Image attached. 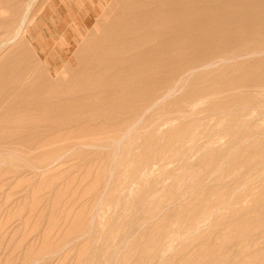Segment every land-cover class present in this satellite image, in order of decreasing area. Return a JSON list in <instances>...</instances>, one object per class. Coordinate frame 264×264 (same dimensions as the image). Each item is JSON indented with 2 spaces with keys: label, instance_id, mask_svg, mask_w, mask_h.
<instances>
[{
  "label": "rangeland",
  "instance_id": "1",
  "mask_svg": "<svg viewBox=\"0 0 264 264\" xmlns=\"http://www.w3.org/2000/svg\"><path fill=\"white\" fill-rule=\"evenodd\" d=\"M116 1L0 0V264H264V0H177L112 72L129 19L71 39Z\"/></svg>",
  "mask_w": 264,
  "mask_h": 264
},
{
  "label": "bare ground",
  "instance_id": "2",
  "mask_svg": "<svg viewBox=\"0 0 264 264\" xmlns=\"http://www.w3.org/2000/svg\"><path fill=\"white\" fill-rule=\"evenodd\" d=\"M117 1H120V0H117ZM116 1V3H118ZM128 1V0H127ZM125 0V2H127ZM130 3L134 1L132 0H129ZM136 2L138 0H135ZM202 1V0H201ZM205 1H214V0H205ZM254 2V1H253ZM128 3V2H127ZM132 3V4H133ZM200 3V1H199ZM247 3V2H246ZM250 3V2H249ZM103 2H100V4L98 5V7L96 8V12H93V13H85L83 16H81V20H80V23L78 26L79 28L76 30V34L75 36L71 39V46L73 48L76 49V45L79 44V41L80 39H83L84 38V35L88 34L89 35V38H92L93 37V34L96 35V34H100L102 32H112V26H109V27H102L100 26V19H108V18H113L116 22L121 20V19H131L130 22L128 23L129 20H127V24L123 25L120 27V29H117V27H114L115 30H117L118 32V39L120 40V42H131V44H127L128 46L126 48H123L121 49L120 51H118L116 53V58L114 60H111V61H107L105 63L106 66H104V69L105 71H112V70H118L120 68L117 67V65H120V64H123L124 61H126L125 63H127L128 61L130 60H135L136 58L138 57H143V56H146L147 53H146V48L149 47L147 50H150V49H153L152 47L154 48H157L156 51L157 52H160L161 49H166L167 47L171 46V44L173 45V42L172 41H167L165 40V37L167 35V33L169 31H175L176 29L175 28H169L167 27L165 21H167L168 17H170V15H172L173 13H177L178 9L180 8L181 6V2H178L177 0H139L138 3H135L133 6L129 7V8H126V7H119V5L117 4V7L115 8H109L107 7L106 9V6L105 5H102ZM123 2H121L120 6H122ZM129 4V3H128ZM111 5H112V2H111ZM110 5V6H111ZM114 5V4H113ZM130 5V4H129ZM183 5H187L186 4H183ZM123 6H125V4H123ZM257 6V5H256ZM104 7V12H101V10L103 9ZM216 9H213L214 11H218L219 9H223V6L222 5H217L215 6ZM106 9V10H105ZM101 12V13H100ZM100 16V18L98 19V17ZM36 18V17H35ZM34 18V19H35ZM87 18V19H86ZM86 20V21H82V20ZM114 23V22H113ZM34 24V22H32L31 20V23H30V27H28V29H26L24 32H23V39L21 42H19V46H23L26 41L29 40V32L32 30V25ZM78 24V23H77ZM76 25V24H75ZM27 27V26H26ZM192 29V28H191ZM177 32V31H176ZM64 33V32H63ZM66 37V36H65ZM20 40V39H19ZM91 41V39H89ZM88 40V41H89ZM204 40V39H203ZM118 42V43H120ZM98 44V43H96ZM94 44V45H96ZM101 44V43H100ZM118 45V44H117ZM116 45V46H117ZM79 46V45H78ZM101 46V45H100ZM109 47V46H107ZM151 47V48H150ZM89 48V47H88ZM87 48V49H88ZM94 48V47H93ZM262 48V47H261ZM71 49V48H70ZM97 51V48H94V49H91L89 52L91 54L95 53ZM163 52V51H162ZM89 53V54H90ZM100 53V52H99ZM103 53V52H102ZM100 53V54H102ZM154 52L151 53V55L153 54ZM156 53V52H155ZM157 54V53H156ZM94 55V54H93ZM150 55V56H151ZM149 56V55H148ZM147 56V57H148ZM68 58V56H67ZM82 57L80 58H77L76 61L77 63L80 61ZM87 58H89L87 56ZM142 59V58H141ZM146 60V59H145ZM136 61H139L136 60ZM135 61V62H136ZM130 62H134V61H130ZM66 63V62H65ZM209 62H206L204 64H202V66H197V69H200V68H203L205 67L206 65H208ZM129 64V63H128ZM171 64V63H169ZM100 65H104V64H100ZM127 66V64H125ZM98 66V65H96ZM129 66V65H128ZM132 66V65H131ZM102 67V66H101ZM82 68V67H81ZM79 68V70L81 69ZM91 69V67H89ZM96 68V67H95ZM99 69L100 66L98 67ZM125 68V67H124ZM146 68V67H145ZM62 68H60V66H56V68H51L49 69V73H50V76L55 79L57 76H59V72L63 71L61 70ZM71 70V68H69ZM68 69V70H69ZM93 69V67H92ZM147 69V68H146ZM61 70V71H60ZM103 70V68H102ZM125 70V69H124ZM65 71V70H64ZM67 71V70H66ZM76 71V69L74 70ZM78 71V69H77ZM77 71L75 73H77ZM97 71V70H96ZM95 71V72H96ZM118 71H121V70H118ZM79 72V71H78ZM99 72V71H98ZM113 72V71H112ZM128 72V71H127ZM193 72V71H192ZM74 73V72H73ZM138 73V72H137ZM62 74V73H60ZM64 74V72H63ZM67 74V73H66ZM65 74V75H66ZM71 74V71L68 72V76ZM92 74V73H91ZM139 74V73H138ZM157 75H161V76H165V78L163 80H161L159 82V86H158V91L155 95V97L152 99L151 103H150V106L152 104H154L153 106H155V103L162 99V97L164 96V94L166 93V91H169L171 90L172 88V85L174 84H177L178 83V79H172V78H169L168 76H166L165 74L163 75L162 72H159V73H155ZM183 74V73H182ZM143 75V74H142ZM146 75V74H145ZM148 75V74H147ZM61 77V76H59ZM59 77L58 80H59ZM108 77V76H107ZM64 78V77H63ZM62 78V79H63ZM66 78V77H65ZM99 79V78H98ZM105 79V78H104ZM102 79V80H104ZM56 80V79H55ZM61 80V78H60ZM73 80V79H72ZM65 81H67V79H65ZM143 82V81H142ZM146 82V81H145ZM63 83V82H62ZM175 86V85H174ZM131 87V86H129ZM110 86H106L105 84L103 83H99V84H96V85H92L90 88L88 89H80L79 91H76L75 94L79 95L80 97L81 96H84V94L86 93H90L91 95L93 96H98V97H101V94H102V91L104 90L107 91V90H110ZM74 89V88H73ZM77 89V88H76ZM134 90V89H133ZM132 90V91H133ZM136 90V88H135ZM138 92V91H137ZM168 93V92H167ZM166 93V94H167ZM87 94V95H88ZM89 94V95H90ZM154 94V93H152ZM168 95V94H167ZM166 95V96H167ZM79 96H76L79 98ZM105 96V95H103ZM152 96V95H150ZM68 97V96H67ZM66 97V98H67ZM165 98V97H164ZM163 98V99H164ZM162 99V100H163ZM96 101H99V100H96ZM82 102V101H81ZM66 103L69 105L73 103V101H66ZM78 103V101H77ZM146 103V102H145ZM66 104V105H67ZM82 104V103H81ZM144 104V103H143ZM88 105V104H87ZM145 105V104H144ZM147 105V104H146ZM145 105V106H146ZM81 106V105H80ZM94 107V106H93ZM123 106H121L122 108ZM100 108V107H99ZM124 108V107H123ZM91 109V108H90ZM92 109H96V108H92ZM148 109H151V108H147ZM89 110V108H88ZM86 112V111H85ZM88 112V111H87ZM148 112V111H147ZM126 113V112H125ZM128 114H131V113H128ZM131 116V115H130ZM78 117H80L78 115ZM91 117V116H90ZM89 117V118H90ZM133 117V116H132ZM132 117H130V119H132ZM86 118V117H85ZM93 118V117H92ZM75 119V117H74ZM77 119V118H76ZM80 119V118H79ZM79 119L78 122H79ZM88 119V117L86 118ZM96 119V118H94ZM126 119H128L126 117ZM81 120H84V119H81ZM80 120V121H81ZM92 120V119H91ZM91 120H88V121H91ZM121 120V119H120ZM125 120V119H124ZM123 120V121H124ZM72 121V120H70ZM122 121V120H121ZM120 121V122H121ZM77 122V121H76ZM74 123V122H73ZM72 124V123H71ZM76 124V123H74ZM80 124V123H79ZM118 124V123H117ZM66 125V124H65ZM68 125V124H67ZM78 125V123L76 124ZM75 125V126H76ZM73 127V126H71ZM127 131V130H126ZM69 132V131H68Z\"/></svg>",
  "mask_w": 264,
  "mask_h": 264
}]
</instances>
